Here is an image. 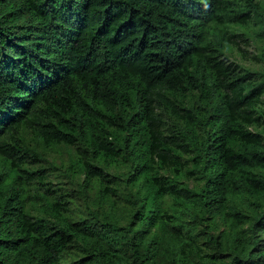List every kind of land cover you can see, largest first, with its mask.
Returning a JSON list of instances; mask_svg holds the SVG:
<instances>
[{
  "label": "trees",
  "instance_id": "trees-1",
  "mask_svg": "<svg viewBox=\"0 0 264 264\" xmlns=\"http://www.w3.org/2000/svg\"><path fill=\"white\" fill-rule=\"evenodd\" d=\"M0 264H264V0H0Z\"/></svg>",
  "mask_w": 264,
  "mask_h": 264
},
{
  "label": "rangeland",
  "instance_id": "rangeland-1",
  "mask_svg": "<svg viewBox=\"0 0 264 264\" xmlns=\"http://www.w3.org/2000/svg\"><path fill=\"white\" fill-rule=\"evenodd\" d=\"M239 46L241 50H235L229 59L254 70L261 69L262 63L257 58L259 50L256 44L251 41L248 43L241 41ZM74 157V148L59 147L47 155V161L43 163V167L46 168L47 174H49L48 179L51 182V187L56 190V194H59L63 201H67L66 204L70 208L69 214L73 219H77L87 215L88 207L78 188L81 176L68 170L69 163ZM121 170L123 169L110 167L107 169V172L109 174H118ZM119 189L124 191L122 183ZM95 191L96 183L94 182L87 191L88 196L90 198L94 197ZM113 199L115 200L117 209L122 210L126 208V202L121 195L115 196ZM65 259L64 263L70 261L69 256H66Z\"/></svg>",
  "mask_w": 264,
  "mask_h": 264
}]
</instances>
